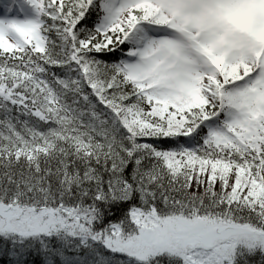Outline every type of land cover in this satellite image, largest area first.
Returning <instances> with one entry per match:
<instances>
[{"label":"snow or ice","instance_id":"6c2138e0","mask_svg":"<svg viewBox=\"0 0 264 264\" xmlns=\"http://www.w3.org/2000/svg\"><path fill=\"white\" fill-rule=\"evenodd\" d=\"M0 264H264V0H0Z\"/></svg>","mask_w":264,"mask_h":264}]
</instances>
